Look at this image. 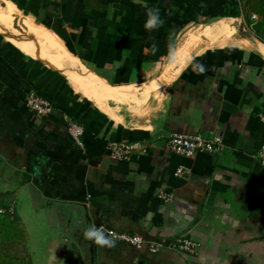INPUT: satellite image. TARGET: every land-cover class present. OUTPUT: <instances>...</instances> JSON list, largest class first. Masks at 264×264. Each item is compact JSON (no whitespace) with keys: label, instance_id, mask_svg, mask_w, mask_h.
Instances as JSON below:
<instances>
[{"label":"crops","instance_id":"0c3cea01","mask_svg":"<svg viewBox=\"0 0 264 264\" xmlns=\"http://www.w3.org/2000/svg\"><path fill=\"white\" fill-rule=\"evenodd\" d=\"M148 8L161 18L152 31ZM0 13V210L8 212L0 264H264V164L255 155L264 146V60L249 41L210 33L240 16L237 0H0ZM41 31L66 59L37 51ZM33 93L52 114L28 110ZM70 121L83 128L82 147ZM175 134H216L223 148L182 157L164 147ZM112 142L142 149L116 160ZM88 227L112 245L86 238ZM181 237L195 254L149 251Z\"/></svg>","mask_w":264,"mask_h":264},{"label":"built area","instance_id":"2783aa9c","mask_svg":"<svg viewBox=\"0 0 264 264\" xmlns=\"http://www.w3.org/2000/svg\"><path fill=\"white\" fill-rule=\"evenodd\" d=\"M250 20L258 21V16L253 14ZM264 41V40H263ZM24 104L29 111L35 113L39 117H46L52 114L53 105L34 93L29 94L24 98ZM68 131L75 143L82 147L81 137L83 135V128L77 123L69 122ZM165 149L167 152L176 154L186 158H193L199 153L217 154L222 151L223 141L220 136L216 134L209 135H170L165 141ZM140 144H132L128 142H112L109 144L110 157L116 160H127L129 157L141 150ZM256 157L264 164V146L255 154ZM184 174L183 168L176 171V176L181 177ZM161 199H169L167 196L160 195ZM8 212L0 210V215H5ZM10 214L14 210H9ZM109 236L119 242H124L136 248H142L145 245L143 239L136 235L120 234L113 231L108 232ZM149 251L157 253L162 248L166 247L170 250H182L189 254H195L197 245L185 237L177 238L173 243L164 246L163 244H149Z\"/></svg>","mask_w":264,"mask_h":264},{"label":"rangeland","instance_id":"374dc122","mask_svg":"<svg viewBox=\"0 0 264 264\" xmlns=\"http://www.w3.org/2000/svg\"><path fill=\"white\" fill-rule=\"evenodd\" d=\"M237 2L240 3V16H238V15L237 16H231V18L232 17L233 18H239L245 24L246 28L249 31H251L252 33H255V35L258 36V32L263 28V27H260L259 24H258L260 18L257 15L258 16V21H256V23H255V22H253V21L250 20V17L253 14L256 15V13L254 12V10L256 11V10L261 9L260 6L256 2H251L249 5H247L245 0H241V2L237 0ZM196 28H197V26H195L193 28V30L196 29ZM210 33H214V34L218 35V33L215 32V27L212 29V31ZM235 40L236 39L233 38V39H230V40L225 39V40H222V41L227 44V43H230V42H234ZM261 40H263V39H261ZM5 42H7V41L5 40ZM223 42H218L217 45L225 44ZM214 46H216V45H214ZM26 47L29 49V52L31 54L37 55L36 49L34 48V46L33 47L26 46ZM145 87H147V86H145ZM145 87H142V88H145ZM160 92L161 91H157L156 92V96H154V97H156L155 100H157V101H158V97L160 95ZM110 107H112L114 111H118V113L120 114V116L121 115L122 116H128V118H130V119L133 118V119L137 120V123H143L145 121V117L144 116H146V115L145 114L143 115V111L142 112L140 111L139 113L129 112L127 109H125L126 106L116 105V104H113L112 102L110 103Z\"/></svg>","mask_w":264,"mask_h":264},{"label":"bare ground","instance_id":"6f19581e","mask_svg":"<svg viewBox=\"0 0 264 264\" xmlns=\"http://www.w3.org/2000/svg\"><path fill=\"white\" fill-rule=\"evenodd\" d=\"M10 11L12 12V10H10ZM10 14L12 15V13H10ZM0 19L2 20V22H4V20L6 19V16L4 14L2 15L0 13ZM12 19L17 21L21 26H23L24 29L29 30V31L31 30L33 32L34 28L31 25H29L23 18H21L19 16L18 17H14L13 16ZM41 32H44V31H41ZM215 32L218 33V35L224 34V35H227V36H232L233 38H235V35H236V31L232 28V20L231 19L230 20H225V21H223L222 24H220L217 27H215ZM45 33L46 32L38 33L43 38L44 42L42 44H37L36 43L37 51L42 56H44L45 58H50L51 60H63V59H66V57H64L63 55L58 54L57 47L51 41L52 39L50 40L49 36L46 35ZM33 34H34V32H33ZM34 35H37V33H35ZM12 40L17 45H19L24 51H29V49L26 46L20 44V42H18L17 40L16 41H15V39H12ZM239 41L242 42L243 40H239Z\"/></svg>","mask_w":264,"mask_h":264},{"label":"clouds","instance_id":"9594fccd","mask_svg":"<svg viewBox=\"0 0 264 264\" xmlns=\"http://www.w3.org/2000/svg\"><path fill=\"white\" fill-rule=\"evenodd\" d=\"M145 15H146V19L144 22V28L146 30L152 31L160 26L161 18H160L159 9L148 8L146 9ZM84 236L101 246H110L113 243L112 240L106 238L98 230L92 227H88L84 230Z\"/></svg>","mask_w":264,"mask_h":264},{"label":"water","instance_id":"95a60500","mask_svg":"<svg viewBox=\"0 0 264 264\" xmlns=\"http://www.w3.org/2000/svg\"><path fill=\"white\" fill-rule=\"evenodd\" d=\"M226 19L232 20V28L236 31L235 39L249 41L250 44L253 46L252 50L264 60V53L258 48V44L264 46V41L261 40L258 36H256L255 33L249 31L246 28L245 24L239 18L230 17ZM192 57H190L189 59H191Z\"/></svg>","mask_w":264,"mask_h":264},{"label":"trees","instance_id":"16d2710c","mask_svg":"<svg viewBox=\"0 0 264 264\" xmlns=\"http://www.w3.org/2000/svg\"><path fill=\"white\" fill-rule=\"evenodd\" d=\"M241 2V0H238ZM246 4L249 5L251 2H256L261 9L259 10H254V12L256 13V15L259 16L260 20L258 22L260 27H264V0H245ZM259 28V27H258ZM9 47L15 49V51H17L19 54H21L20 51H18L16 48H14L11 44H8Z\"/></svg>","mask_w":264,"mask_h":264}]
</instances>
